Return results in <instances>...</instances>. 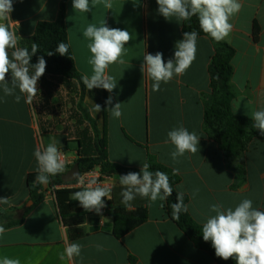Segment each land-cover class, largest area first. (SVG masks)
Masks as SVG:
<instances>
[{
  "label": "crops",
  "instance_id": "1",
  "mask_svg": "<svg viewBox=\"0 0 264 264\" xmlns=\"http://www.w3.org/2000/svg\"><path fill=\"white\" fill-rule=\"evenodd\" d=\"M62 1L13 0L11 17L19 22L21 40L32 38L39 23L56 21ZM241 2V11L231 21L233 30L222 42L235 51L232 111L251 119L252 111L264 108V0ZM113 3V9L99 5L92 12L75 13L72 0H67L66 10L69 45L81 77L91 74L89 41L82 35L88 24L99 26L105 19L107 26L128 30L133 36L126 46L125 63L114 64L108 70L118 81L116 89L109 93L94 88L92 97L87 96L91 119L106 139L107 160L141 170L142 164L152 155L159 163L179 169L181 181L178 185L183 187L176 186V190L188 197V211L200 225L209 215H214L209 212L213 203L234 207L243 198H250L255 208L264 210V139H254L241 158H231L204 129L205 106L211 96L209 69L215 54L211 39L200 37L191 67L167 84L162 83L159 91H153V81L141 71L143 56L146 52L159 51L165 62L174 58L175 43L183 39V21L166 20L159 15L156 0H113ZM256 25L260 30L258 42L254 40ZM46 76L38 82V113L33 103H26L23 96L16 103L14 97L3 98L0 90V198H10L11 203V206L0 205V209L6 212L16 209L15 216L33 206L27 179L30 174H37L35 148L55 141L66 155L68 166L78 159L79 141L83 139L68 130L67 121H62L59 114L50 112L51 102L58 98V93L48 92L44 84L55 83L58 79ZM7 79L11 80L10 74ZM109 96L112 105L105 103ZM117 102L122 103L123 114L119 119L113 118L108 110ZM94 104L101 105L100 112L90 110ZM180 123L190 132L195 131L201 139L200 152L186 153L177 163L170 157L174 146L166 144L165 140L168 131ZM235 165L244 167L245 176L238 175ZM120 175L124 174L117 173L105 180V184L111 185L112 200L105 198L102 214L106 220L102 224L99 214L87 212L81 225L83 236L72 239L69 229L64 231L66 226L56 196L50 192L22 223L5 228L8 231L0 240V258H18L21 264H217L209 252L199 248L171 220L165 210L166 202L163 208L159 201L150 206L148 199L137 196L133 207L126 209L121 204ZM69 187H73V183ZM71 196V212L82 210ZM139 209L147 210L148 219L117 238L114 235L116 213L127 214ZM65 237L68 242L83 245L82 259H60ZM96 245H101L103 251Z\"/></svg>",
  "mask_w": 264,
  "mask_h": 264
},
{
  "label": "clouds",
  "instance_id": "2",
  "mask_svg": "<svg viewBox=\"0 0 264 264\" xmlns=\"http://www.w3.org/2000/svg\"><path fill=\"white\" fill-rule=\"evenodd\" d=\"M158 14L166 20L177 22L190 21L192 17L198 18L199 28L209 38L216 42L228 39L232 30V18L242 9L241 0H156ZM103 5L107 10L114 8L113 0H72L74 12L88 13L93 8ZM14 11L13 0H0V90L3 98L14 97L19 103L21 97L26 103H33L39 92L38 82L46 72V60L43 56L38 57L35 64L31 63L33 55L39 50L36 43H32L31 50L20 46L18 35L19 22L11 17ZM82 35L89 43L87 47L91 53L88 64L91 66V74L81 77L83 85L91 91L94 88L106 90L112 93L117 87L118 81L108 70L114 64H124L127 55L126 47L133 39L128 30L109 27L105 19L100 21L99 26L90 23L83 30ZM198 33L196 31L185 32L183 39L175 43L174 58L165 62L162 52L151 54L146 52L143 56L141 71L150 78L152 90L159 91L161 84H167L174 77L183 75L196 59ZM69 44L60 42L55 53L60 56L68 55ZM48 51L47 55L55 54ZM69 56V55H68ZM74 61V58L70 56ZM8 74L11 80L7 79ZM17 92L19 94H17ZM112 105V97L105 101ZM91 111H101L100 104H94ZM108 110L113 118L122 116V103L117 102ZM253 128L264 136V108L250 113ZM201 137L195 131L190 132L182 123L173 127L167 133L165 143L174 146L170 157L174 162H179L186 153L196 154L200 152ZM37 162L35 182L46 186L50 177H55L65 172L66 162L61 150L55 141L46 146L39 145L33 153ZM179 174V169H173V175ZM76 183L83 186L82 190L75 191L71 200L79 202L85 212H95L101 216L102 224L106 218L102 209L106 207L105 198L112 200L111 185H99L96 180L85 184L80 173L73 174ZM119 184L123 190L120 193L121 204L126 209L133 207L132 202L137 196L146 198L151 204L164 202L173 194V188L168 174L163 171H151L147 162L142 164L139 172H128L119 176ZM182 188V185H177ZM195 195V193L193 194ZM0 205H9L10 198H0ZM173 220L178 221L182 212L188 211V205L184 203L183 191L176 193V202L170 205ZM209 215L202 225V237L205 242H210L215 251V256L224 261L234 260L236 264H264V210L255 208L253 200L243 198L238 204L225 206L222 202L213 203L209 206ZM80 227V225H79ZM8 231L0 224V240ZM67 231V227L64 229ZM99 251H103L101 245H96ZM83 245L78 242H68L65 237V248L60 254V259L67 258L73 261L81 257ZM0 264H21L18 258L4 256L0 258Z\"/></svg>",
  "mask_w": 264,
  "mask_h": 264
},
{
  "label": "trees",
  "instance_id": "3",
  "mask_svg": "<svg viewBox=\"0 0 264 264\" xmlns=\"http://www.w3.org/2000/svg\"><path fill=\"white\" fill-rule=\"evenodd\" d=\"M66 10L67 0H63L60 5L58 18L54 22H41L37 25L34 36L29 39L21 40L20 46L27 47L31 50L32 43L39 46V50L33 55L31 63L35 64L38 57L43 56L46 60V72L41 77L46 75L53 77H63L68 80L82 81L79 74L72 50L69 45L68 55L60 56L55 53V49L60 42L69 44L68 30L66 26ZM196 31L198 39L206 36L199 28L198 18L192 17L190 21H183V34L185 32ZM260 30L255 27L254 40L259 41ZM211 39V38H210ZM215 46V54L210 65L211 75V96L205 106L204 113V129L207 135L212 138L219 148L231 158H241L247 150L249 144L256 138L264 139L259 131L253 128V121L245 116L235 115L232 111V103L235 99V93L232 88L231 79L233 76L232 60L235 54L234 49L225 42H216L211 39ZM52 51L55 54L48 56L47 52ZM94 125V137H83L80 143L79 157L74 164L66 166L64 173L55 177H50V182L45 186L35 182L37 174H30L27 179L30 199L33 206L23 209L21 214L15 216V210L10 212L0 209V224L5 228L18 225L28 216L34 207L41 204L48 193H54L57 199V204L60 210L61 218L65 226L69 229V234L72 239H77L83 236L84 231L81 225L84 222V216L87 212L84 209L72 213L70 208V196L79 191L62 181V176L68 172L75 164L80 167L81 174L87 173L97 167L101 169L105 177H111L117 173L127 174L128 172H139V169L126 168L117 164L110 163L106 157V139L104 133H99L96 124ZM66 150V149H65ZM147 163L151 171H163L168 174L170 183L173 188V194L168 198L165 204V210L169 217L171 216L170 205L176 202V186L180 183L181 177L179 174L173 175V169L161 164L158 160L149 155ZM235 171L241 176H245L244 167L235 165ZM188 197L184 195V203L188 205ZM19 212V211H18ZM148 219L146 209H139L132 213H116L114 235L117 238H122L139 225L143 224ZM175 224L185 232L195 244L209 252L217 264H236L234 260L224 261L215 256V251L210 242H205L202 237V225L195 222L189 211L182 212L178 221L173 220ZM80 225V227H79Z\"/></svg>",
  "mask_w": 264,
  "mask_h": 264
},
{
  "label": "rangeland",
  "instance_id": "4",
  "mask_svg": "<svg viewBox=\"0 0 264 264\" xmlns=\"http://www.w3.org/2000/svg\"><path fill=\"white\" fill-rule=\"evenodd\" d=\"M56 78L58 80H55V83L45 82L44 84V88L48 92L58 93V98L51 102L53 105L49 108L50 112L53 115L59 114L62 121L65 119L68 130L76 132L82 137L89 135L93 137L95 130L87 106V96H91V91L83 85V81L68 80L63 77ZM59 93L61 96H59ZM33 106L36 113H38L40 106L37 97L33 101ZM99 133L101 134V132Z\"/></svg>",
  "mask_w": 264,
  "mask_h": 264
},
{
  "label": "built area",
  "instance_id": "5",
  "mask_svg": "<svg viewBox=\"0 0 264 264\" xmlns=\"http://www.w3.org/2000/svg\"><path fill=\"white\" fill-rule=\"evenodd\" d=\"M62 154H63V158L66 162L67 161L66 155L63 152H62ZM81 176L83 177L85 184H87L88 181L96 180L97 183L101 186L105 185V180L107 179V177H105L102 174L101 169H93L87 173L81 174ZM82 187L83 186L74 182L72 188L77 189V190H82Z\"/></svg>",
  "mask_w": 264,
  "mask_h": 264
},
{
  "label": "water",
  "instance_id": "6",
  "mask_svg": "<svg viewBox=\"0 0 264 264\" xmlns=\"http://www.w3.org/2000/svg\"><path fill=\"white\" fill-rule=\"evenodd\" d=\"M74 173H80V175H81L80 167L78 164H75L68 172H66L62 176V181L66 184H72V183L76 182V177L73 175ZM46 187H47V185L45 186V188ZM30 204L32 205L33 202H31Z\"/></svg>",
  "mask_w": 264,
  "mask_h": 264
}]
</instances>
